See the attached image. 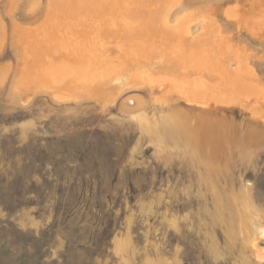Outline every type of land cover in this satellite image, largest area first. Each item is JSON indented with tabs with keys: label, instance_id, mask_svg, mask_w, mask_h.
I'll list each match as a JSON object with an SVG mask.
<instances>
[{
	"label": "rangeland",
	"instance_id": "374dc122",
	"mask_svg": "<svg viewBox=\"0 0 264 264\" xmlns=\"http://www.w3.org/2000/svg\"><path fill=\"white\" fill-rule=\"evenodd\" d=\"M67 28L124 64L21 79ZM218 63L264 97V0H0V264H264V99Z\"/></svg>",
	"mask_w": 264,
	"mask_h": 264
},
{
	"label": "bare ground",
	"instance_id": "6f19581e",
	"mask_svg": "<svg viewBox=\"0 0 264 264\" xmlns=\"http://www.w3.org/2000/svg\"><path fill=\"white\" fill-rule=\"evenodd\" d=\"M49 8L50 10L48 11V15H52V6ZM250 11V14H255L254 9ZM80 23L82 22H79L78 24ZM84 23H86L87 25L89 24L87 21L83 22L82 24ZM171 29L173 30L174 27H172ZM65 30V32H60L58 34L59 46L55 49L52 46L53 41L51 40V37H56V33L48 34L34 29L33 31H26L27 36H24L22 39L25 43L24 53L26 55L25 62H23L24 68L22 70L23 73L21 79L26 78L37 84L50 86L56 90H62L67 81H73L74 84L81 86L84 90H89L90 88L96 89L102 84L103 81H106L108 77L110 78V72L112 69H116L119 67V65L124 64V59L120 56H118L114 60H111L109 56H106L107 54L106 49H104V43L99 42L97 38H90L87 35H84L82 39H78L71 36V31H73L72 29L67 28ZM118 48L119 50L123 51L121 46H118ZM65 55L67 59L61 60ZM56 58H60L59 63L56 62ZM42 63L44 64V67L41 66ZM217 67L220 77L222 80H224L225 84H235L232 87L239 89V91L241 90V92L245 91L244 93L245 95H248V99H250V102L252 98H255L256 100H259V98L261 100L264 99L260 92H257L256 90L250 91L251 86L243 80L244 75L241 74V71L239 69L236 71V73H234L235 75L233 76L230 75V73L226 72L224 67H222L219 63ZM202 82L200 85H203L202 89L203 91H205L209 88V85L204 82L202 84ZM183 88L184 87H182V89ZM197 89H199V87ZM222 93L223 97L221 98V100L223 102H229L232 97L227 95L226 91ZM234 93L236 94L235 91ZM216 101L218 102L219 100Z\"/></svg>",
	"mask_w": 264,
	"mask_h": 264
}]
</instances>
